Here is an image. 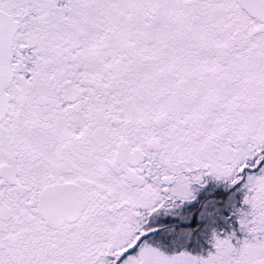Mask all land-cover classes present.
<instances>
[{
    "label": "snow or ice",
    "instance_id": "1",
    "mask_svg": "<svg viewBox=\"0 0 264 264\" xmlns=\"http://www.w3.org/2000/svg\"><path fill=\"white\" fill-rule=\"evenodd\" d=\"M0 264H264V0H0Z\"/></svg>",
    "mask_w": 264,
    "mask_h": 264
},
{
    "label": "flooded vegetation",
    "instance_id": "2",
    "mask_svg": "<svg viewBox=\"0 0 264 264\" xmlns=\"http://www.w3.org/2000/svg\"><path fill=\"white\" fill-rule=\"evenodd\" d=\"M227 212H228V208L226 206H222L220 209V215L216 217L215 227L224 228L225 230H227L228 221H225L224 219H222V216L227 215ZM200 242L203 243V238H201Z\"/></svg>",
    "mask_w": 264,
    "mask_h": 264
}]
</instances>
